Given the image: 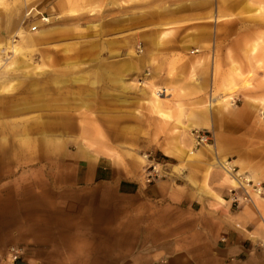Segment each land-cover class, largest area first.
Segmentation results:
<instances>
[{"label": "rangeland", "instance_id": "374dc122", "mask_svg": "<svg viewBox=\"0 0 264 264\" xmlns=\"http://www.w3.org/2000/svg\"><path fill=\"white\" fill-rule=\"evenodd\" d=\"M259 38L258 54L264 56V0H0V76H13L0 79V167L13 172L0 179V193H37L46 185L49 191L91 197L99 207L105 203L104 224H97L88 238L44 236L30 230L29 222L9 220L0 230V256L18 246L24 256L16 264H209L217 256L209 238H215L219 225L210 210L225 206L218 191L238 188L233 180L250 186L253 203L244 206L253 209L257 238H264V137L259 134L264 129L256 118L262 110L240 98L226 123L221 108V83L238 68L254 86L264 81L256 60L248 67L250 46ZM132 50L143 64L119 72ZM103 68L107 75L99 78ZM140 80L166 88L169 95L176 90L163 106L170 118L143 105L149 96L124 90ZM31 84L38 99L21 105ZM80 87L97 89L92 105ZM140 88L150 93L144 84ZM15 99L20 100L12 103ZM8 107L31 109L11 117L2 111ZM245 109L251 116L241 123L236 117ZM69 118L79 129L53 136L50 126ZM22 121L41 122L44 133L26 136ZM203 129L213 136L212 148L194 145L192 131ZM224 136L241 138L244 145L233 142L225 151ZM177 146L196 154L184 158L176 152L174 159L164 154ZM239 150L249 156L239 158ZM46 157L61 162V176L71 182L54 186L48 169L40 172ZM89 159L106 160L129 177H145L150 164H159L163 179L190 182L219 205L199 204L188 212L186 206L121 198L112 186L77 185L78 163ZM218 161H228L231 175ZM252 183L261 184V195L253 192ZM227 201L234 211L244 207H234L230 197Z\"/></svg>", "mask_w": 264, "mask_h": 264}, {"label": "bare ground", "instance_id": "6f19581e", "mask_svg": "<svg viewBox=\"0 0 264 264\" xmlns=\"http://www.w3.org/2000/svg\"><path fill=\"white\" fill-rule=\"evenodd\" d=\"M161 39H163V36L160 37V42L157 44L161 43ZM248 40L249 38H244L243 43L245 46H248V44L250 45L249 43L250 41L248 42ZM23 42L25 43L26 41L23 40ZM29 42L30 41H27V43ZM261 45H262V38H259L254 42V44H252V46H250V53L253 56L250 59V63L248 65L250 69L253 67L251 63L252 60H256L258 66L264 69L263 53L258 54L262 49ZM130 59L131 60L127 59L126 62H122V64L120 65L119 72L125 73L126 71L127 72L135 71L137 64H143L144 62L143 57H136L134 55V50L130 52ZM198 63H201V60L197 61L196 63L197 66ZM237 71L238 74L232 77L228 75V79L226 77L225 80L221 83V89L223 92V97L221 99L222 100L221 108L222 111H224L223 121H226V123H231L230 116L233 115L232 110L234 109V107L238 105V99L243 98L245 102L250 105V107H253L256 110H259L261 107L262 111L260 112L259 116L256 115V118L258 117L257 122L260 125L262 124L264 129V124L262 122L264 118L262 117L264 116V81L261 82L258 86H254L252 80L251 79L249 80L247 78L244 69L238 68ZM106 75L107 73L105 72V68H103V70L99 74V78L101 76H106ZM12 78L13 76H11L10 74H3L0 76V79L4 82L9 81ZM26 78L29 79L28 75H26ZM66 82H64V84H66ZM25 84H27L26 80H25ZM143 84L146 86L147 89L150 90V93L147 92L145 88H140L142 87ZM32 86H33L32 84L31 86H27L26 88L27 96L24 99L22 98L21 100L19 99L21 102H24L21 105H28V106L32 105L38 99V95L32 94V89H31ZM79 90L83 91L86 94L89 100L88 101L89 106L92 105L94 101H96V98L98 96V94L96 93L97 89L80 87ZM124 90H134L140 95L149 96L147 100L143 101V105L149 107L152 111L156 112L162 118L171 117L169 113L164 112L163 106L165 102L172 99L171 98L172 96L173 97L177 96L176 95L177 92L175 89H173V94L169 95L167 94L168 90L166 88L161 89L159 87L154 86L153 84H150L148 82H143L140 80L138 86H135V84L130 83L128 87L127 84H125ZM81 94L83 95L82 92ZM253 95L254 96L258 95L260 96V98H256ZM248 99L254 100V102L251 104ZM19 100L15 99L12 101V103L14 102L17 103V101ZM213 101L214 100L210 101V107L212 106L211 102ZM7 103L11 104L10 100L7 101ZM12 107L15 108V106ZM12 107H8L7 110L3 109L2 111H6L8 116L12 117L19 115L18 112H29V110L31 109L27 107L17 111L15 109H12ZM249 116H251V114L248 113L247 110L245 109L243 112L239 113L238 117L236 118H238V121H240L241 123H244L247 121V118ZM19 125L23 126L22 133L25 134L26 136H29V134L31 133H39V134H41V132L42 134L44 133L45 126L43 128V124L39 121L36 123H31L30 121H22L20 122ZM78 129L79 127L75 123V120L72 118H69L68 120L63 121L61 123L56 122L50 126V131L51 133L53 132V136L74 133ZM190 129H192V127H190ZM259 134L262 137H264V130L262 133L260 132ZM45 139L52 140V137ZM233 142H235L239 147L244 145V142L243 140H241V138H238L236 141H232L231 137L224 136L222 142L223 149L225 151H228L231 148ZM262 149H264V146ZM212 150L214 151V149ZM81 151H83V149ZM102 151L103 152L101 153L109 155L110 152L109 150L103 149ZM176 152H178L180 157H184V158H188L196 154L194 151H187L184 148L181 149V147L179 146H177L176 150L174 149L171 150L170 148H168L167 150L164 151V154L168 158L174 159L177 156ZM257 153H261V151ZM237 155L239 158H247L249 156V154H246L244 150H239ZM109 156H111V154ZM50 158L51 157H46V159H43V161L40 160L45 163V165L41 166L40 172L45 169H48L49 171L48 176L53 179L54 186H58L61 180H63V182L65 181L71 182L72 180L71 177H67L66 180V177H64L63 175L61 176L62 173L61 162L53 161ZM218 164L229 175H231L232 171H234L233 167L230 166L228 161L224 162L223 164L218 161ZM12 173L13 172L9 167H0V179L9 176ZM34 174H36V172H34ZM233 182L237 186H241L244 184L237 180H233ZM98 204L99 203H96L94 199L91 197H82L81 195L74 192H69L68 190H66L65 192L49 191V189L46 188V185H44L41 190L39 189L37 193L36 192L19 193L17 190L15 192L13 191H8L6 193L1 192L0 193V230L3 227H5L3 224L8 222L9 220H22L23 222H29L28 228L30 230L35 229V231L39 232L40 234H43L44 236L51 235L54 236V238H57L58 236H60V238H88L93 235V231L96 230L97 224H98V228L100 227V225L103 226L104 224L105 203H101L100 207L97 206ZM161 237L165 238V235L161 234ZM44 243L46 244V242Z\"/></svg>", "mask_w": 264, "mask_h": 264}, {"label": "crops", "instance_id": "0c3cea01", "mask_svg": "<svg viewBox=\"0 0 264 264\" xmlns=\"http://www.w3.org/2000/svg\"><path fill=\"white\" fill-rule=\"evenodd\" d=\"M78 164L75 179L77 185L112 186L116 195L121 198L142 197L177 208L186 206L188 212H193L194 207L199 204L219 205L205 197L206 193L199 194L190 182L180 184L178 178L159 179L148 184L142 174L135 173L133 177H129L103 159L81 160ZM229 194L223 189L218 191V196L226 204L216 211L215 208L210 210L219 225L215 238H209L217 248L216 258L211 257L209 264H264V238H257L259 232L254 227L258 218L254 217L253 209L247 206L242 207L241 211H234L227 203ZM255 210L259 212L257 207Z\"/></svg>", "mask_w": 264, "mask_h": 264}, {"label": "built area", "instance_id": "2783aa9c", "mask_svg": "<svg viewBox=\"0 0 264 264\" xmlns=\"http://www.w3.org/2000/svg\"><path fill=\"white\" fill-rule=\"evenodd\" d=\"M32 31L36 32L37 27H33ZM192 135L196 148L211 147L213 144V136L209 131L195 130L192 132ZM158 166L159 164L158 165L150 164V166L146 169L145 180L147 181L148 184L153 183L155 180L164 178L163 172L157 169ZM247 187L250 186L246 185V187H244V185H241L235 190L230 192L231 194L230 201L234 207L240 208L244 205L253 203V197L251 196L250 192L247 190ZM251 188L253 189V192L256 195L262 194L261 184L252 183ZM23 256H24V252L20 247L11 246L3 254H1L0 261L1 264H3L4 262L16 264L20 262Z\"/></svg>", "mask_w": 264, "mask_h": 264}]
</instances>
